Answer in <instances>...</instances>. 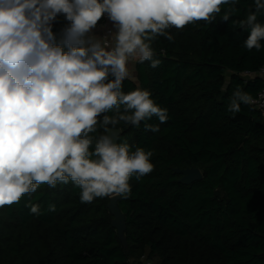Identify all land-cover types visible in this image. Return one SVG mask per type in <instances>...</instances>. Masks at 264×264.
<instances>
[{"label": "trees", "instance_id": "16d2710c", "mask_svg": "<svg viewBox=\"0 0 264 264\" xmlns=\"http://www.w3.org/2000/svg\"><path fill=\"white\" fill-rule=\"evenodd\" d=\"M235 7L229 22L218 16L212 24L170 29L173 41L159 37L152 45L159 67L136 65L141 87L168 110V120L117 126L120 141L153 153V171L133 176L130 194L119 196L127 248L111 226L112 197L81 203L71 182L43 184L0 207V264H143L132 259L145 248L160 264H264V113L244 104L239 113L227 111L237 87L253 99L264 89L263 78L245 76L264 66V40L259 51L244 47L249 31L238 21L254 10V0ZM257 19L264 24V10ZM64 24L63 17L53 24L58 39ZM135 87L123 83L125 92ZM145 123L159 124V132L145 131ZM189 168L203 180L178 184L174 169ZM29 201L40 205L39 215Z\"/></svg>", "mask_w": 264, "mask_h": 264}, {"label": "clouds", "instance_id": "9594fccd", "mask_svg": "<svg viewBox=\"0 0 264 264\" xmlns=\"http://www.w3.org/2000/svg\"><path fill=\"white\" fill-rule=\"evenodd\" d=\"M238 0H0V207L19 203L47 184L71 182L81 203L126 198L129 181L153 171V153L119 140L118 125L139 128L168 110L141 87L136 65L159 67L152 47L189 24L229 22ZM228 5L223 12L222 6ZM264 0L238 21L248 50L262 47ZM107 17L113 29L93 31ZM63 17L59 39L53 24ZM166 53L163 49L160 56ZM136 84L125 92L123 83ZM253 97L237 87L227 105L236 114ZM108 113H113L109 115ZM159 132V124H144ZM102 130V131H100ZM99 131V134H97ZM30 212L40 205L30 201ZM49 211H55L50 204Z\"/></svg>", "mask_w": 264, "mask_h": 264}, {"label": "water", "instance_id": "95a60500", "mask_svg": "<svg viewBox=\"0 0 264 264\" xmlns=\"http://www.w3.org/2000/svg\"><path fill=\"white\" fill-rule=\"evenodd\" d=\"M122 135V131L119 130V139ZM174 174L179 176L178 184L182 186H191L197 182L203 180V174L199 169L189 168V169H174ZM120 197H112L109 204L107 205L108 211L112 217L111 226L116 230L120 242L127 248V242L125 238L126 232V217L121 212L118 201Z\"/></svg>", "mask_w": 264, "mask_h": 264}, {"label": "built area", "instance_id": "2783aa9c", "mask_svg": "<svg viewBox=\"0 0 264 264\" xmlns=\"http://www.w3.org/2000/svg\"><path fill=\"white\" fill-rule=\"evenodd\" d=\"M109 20L108 18L105 16L103 19V23L100 25V29L102 31V36L105 35L106 33H108L110 30H113L109 27ZM246 77H261L264 79V66L261 67V69L256 73V74H250L247 73L245 74ZM254 100V103L251 104L255 109L261 111L262 113H264V89L257 95V97Z\"/></svg>", "mask_w": 264, "mask_h": 264}, {"label": "rangeland", "instance_id": "374dc122", "mask_svg": "<svg viewBox=\"0 0 264 264\" xmlns=\"http://www.w3.org/2000/svg\"><path fill=\"white\" fill-rule=\"evenodd\" d=\"M97 29L98 30H101L100 29V25L97 26ZM226 79L229 80V76L228 75H227V78ZM135 260L141 261L143 264H160L161 263V261L158 258L151 257L150 256V250L148 248H145L144 249L143 256L140 258V260H138V259H132V261H135Z\"/></svg>", "mask_w": 264, "mask_h": 264}, {"label": "crops", "instance_id": "0c3cea01", "mask_svg": "<svg viewBox=\"0 0 264 264\" xmlns=\"http://www.w3.org/2000/svg\"><path fill=\"white\" fill-rule=\"evenodd\" d=\"M109 27L111 28V29H113V26H112V23L109 21ZM114 30V29H113ZM94 32H95V34L96 35H98V36H102V31L101 30H98L97 28L96 29H94L93 30ZM100 31V32H99ZM136 75V74H135Z\"/></svg>", "mask_w": 264, "mask_h": 264}]
</instances>
